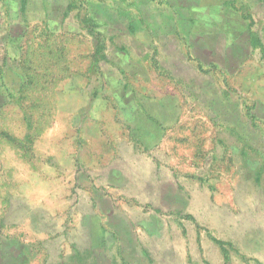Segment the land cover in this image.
<instances>
[{"label": "rangeland", "instance_id": "1", "mask_svg": "<svg viewBox=\"0 0 264 264\" xmlns=\"http://www.w3.org/2000/svg\"><path fill=\"white\" fill-rule=\"evenodd\" d=\"M245 1L264 43V3ZM36 3L0 0V264H85L92 211L154 207L224 217L221 235L247 253L253 239L264 262L259 50L238 75L162 88L153 70L140 79L121 27L103 21L117 9L51 0L44 18ZM165 89L179 95L173 121L157 103ZM142 109L163 125L129 115Z\"/></svg>", "mask_w": 264, "mask_h": 264}, {"label": "crops", "instance_id": "2", "mask_svg": "<svg viewBox=\"0 0 264 264\" xmlns=\"http://www.w3.org/2000/svg\"><path fill=\"white\" fill-rule=\"evenodd\" d=\"M21 1L22 7L37 2L44 18L51 2ZM92 1L121 13L103 21L121 27L126 37L123 52L132 64L140 65V79L143 70H153L162 88L191 82L195 87L196 79L208 72L238 75L257 50L264 60L257 44L264 47L263 38L254 29L257 21L252 12L244 13L249 9L245 3L250 6L245 0ZM178 97L165 89L158 98L164 119H178ZM129 115L145 119L146 130L163 125L148 109ZM91 215L98 238L91 240V257L85 264H231L237 259L244 264H264L253 239L249 241L252 253H247L242 244L237 246L221 235L224 217L203 221L198 211H165L162 207L153 211L108 209Z\"/></svg>", "mask_w": 264, "mask_h": 264}, {"label": "trees", "instance_id": "3", "mask_svg": "<svg viewBox=\"0 0 264 264\" xmlns=\"http://www.w3.org/2000/svg\"><path fill=\"white\" fill-rule=\"evenodd\" d=\"M96 38V40L95 41H97V49H96V51H95V55L96 56H99V57H104V53H103V51H104V48H103V45L100 43V39L96 36L95 37ZM258 44V46H260V48L262 49V51L264 52V47L261 45V44H259V43H257ZM256 44V42H255V44L254 45H257ZM7 255H8V257L11 255V252H8L7 253ZM11 257H13V255H11Z\"/></svg>", "mask_w": 264, "mask_h": 264}]
</instances>
